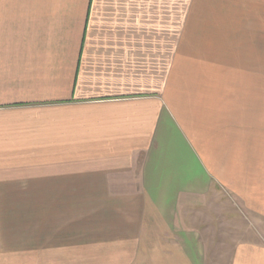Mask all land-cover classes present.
Here are the masks:
<instances>
[{"label": "crops", "instance_id": "crops-1", "mask_svg": "<svg viewBox=\"0 0 264 264\" xmlns=\"http://www.w3.org/2000/svg\"><path fill=\"white\" fill-rule=\"evenodd\" d=\"M190 3L0 0V264H208L211 196L264 264V0Z\"/></svg>", "mask_w": 264, "mask_h": 264}, {"label": "rangeland", "instance_id": "rangeland-1", "mask_svg": "<svg viewBox=\"0 0 264 264\" xmlns=\"http://www.w3.org/2000/svg\"><path fill=\"white\" fill-rule=\"evenodd\" d=\"M191 3L189 5V14H190V20L193 21V23L195 21H200V22H208L211 21L213 18V7L211 6V2L213 4V0H190ZM204 27V26H203ZM211 28V27H210ZM199 201L197 199H192L193 204H196V202ZM215 203V205H214ZM220 201L218 200H214V197L211 196V200L209 201V209H210V222L208 224H205L204 226H206L207 229H209L210 231H206L204 230L203 233L205 235L204 241L206 243V256L207 259H209L210 261L208 262V264H227L225 262L222 263V260L224 258L221 257V249L219 247L216 246V242H213V227H214V221L212 222V218L213 216L215 217V213H216V218H217V214L220 210ZM216 207V208H215ZM222 208H225L224 206H221ZM227 210H229V206H226ZM234 228L236 229H231L230 228V233L232 232H240L239 230V226H237V223H233L232 224ZM263 230H256V228H254V232L259 234V235H263L264 236V228L260 227ZM261 238H263L261 236ZM264 239V238H263Z\"/></svg>", "mask_w": 264, "mask_h": 264}]
</instances>
